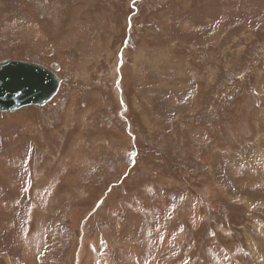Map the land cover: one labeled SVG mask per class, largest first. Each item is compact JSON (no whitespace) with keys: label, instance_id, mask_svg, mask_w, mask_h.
Instances as JSON below:
<instances>
[{"label":"rangeland","instance_id":"obj_1","mask_svg":"<svg viewBox=\"0 0 264 264\" xmlns=\"http://www.w3.org/2000/svg\"><path fill=\"white\" fill-rule=\"evenodd\" d=\"M0 264H264V0H0Z\"/></svg>","mask_w":264,"mask_h":264},{"label":"water","instance_id":"obj_2","mask_svg":"<svg viewBox=\"0 0 264 264\" xmlns=\"http://www.w3.org/2000/svg\"><path fill=\"white\" fill-rule=\"evenodd\" d=\"M53 68L30 61L3 60L0 63V110L46 104L58 92L62 81Z\"/></svg>","mask_w":264,"mask_h":264},{"label":"snow or ice","instance_id":"obj_3","mask_svg":"<svg viewBox=\"0 0 264 264\" xmlns=\"http://www.w3.org/2000/svg\"><path fill=\"white\" fill-rule=\"evenodd\" d=\"M135 3V0H133V4Z\"/></svg>","mask_w":264,"mask_h":264},{"label":"trees","instance_id":"obj_4","mask_svg":"<svg viewBox=\"0 0 264 264\" xmlns=\"http://www.w3.org/2000/svg\"><path fill=\"white\" fill-rule=\"evenodd\" d=\"M50 101V100H49Z\"/></svg>","mask_w":264,"mask_h":264}]
</instances>
